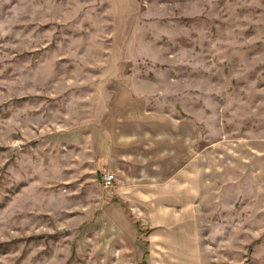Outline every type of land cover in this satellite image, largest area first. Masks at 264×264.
<instances>
[{"label": "rangeland", "instance_id": "1", "mask_svg": "<svg viewBox=\"0 0 264 264\" xmlns=\"http://www.w3.org/2000/svg\"><path fill=\"white\" fill-rule=\"evenodd\" d=\"M127 89L200 122V206L101 183ZM0 264H264V0H0Z\"/></svg>", "mask_w": 264, "mask_h": 264}, {"label": "crops", "instance_id": "2", "mask_svg": "<svg viewBox=\"0 0 264 264\" xmlns=\"http://www.w3.org/2000/svg\"><path fill=\"white\" fill-rule=\"evenodd\" d=\"M128 89L119 93L126 103L119 105L122 111H112L111 107L108 110L106 106V116L99 118L102 158L117 176V188L132 192L154 190L152 195L133 193L136 199H150L154 205L200 206L205 199L206 160L204 146L199 148L200 122L183 117L149 116L145 113L146 105L134 109ZM114 96L115 102L118 94ZM161 213L168 227L174 220L173 212L164 209ZM193 214L197 217L194 210Z\"/></svg>", "mask_w": 264, "mask_h": 264}, {"label": "built area", "instance_id": "3", "mask_svg": "<svg viewBox=\"0 0 264 264\" xmlns=\"http://www.w3.org/2000/svg\"><path fill=\"white\" fill-rule=\"evenodd\" d=\"M101 183L103 184L104 187H110L112 186V183L114 182V176L113 174H109V173H104L103 175H101Z\"/></svg>", "mask_w": 264, "mask_h": 264}]
</instances>
